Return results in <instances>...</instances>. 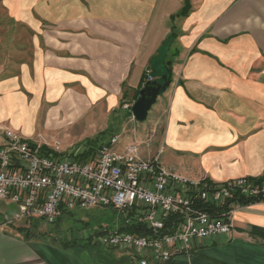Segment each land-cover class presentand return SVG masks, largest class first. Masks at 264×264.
Returning <instances> with one entry per match:
<instances>
[{"label":"crops","instance_id":"obj_1","mask_svg":"<svg viewBox=\"0 0 264 264\" xmlns=\"http://www.w3.org/2000/svg\"><path fill=\"white\" fill-rule=\"evenodd\" d=\"M189 3L183 16L185 0H0V128L60 140L65 156L98 149L104 135L94 136L125 129L121 108L134 117L122 104L141 97L150 72L166 86L147 116L154 111L144 158L161 151L190 180L262 177L264 0ZM9 212L0 211V264H88L27 235L26 220L5 224ZM233 219L231 235L166 264H264V201Z\"/></svg>","mask_w":264,"mask_h":264},{"label":"built area","instance_id":"obj_2","mask_svg":"<svg viewBox=\"0 0 264 264\" xmlns=\"http://www.w3.org/2000/svg\"><path fill=\"white\" fill-rule=\"evenodd\" d=\"M153 79L148 72V80ZM0 131L6 138L0 146V201L16 205L5 224L33 218L54 223L63 210L113 207L126 225L144 222L150 234L118 229L98 241L130 253L136 264H166L203 239L231 235L235 212L255 204L241 200L264 194V182L250 177L187 179L162 164L161 151L144 158L139 144L121 146L119 134L79 161L64 156L57 140L51 146L44 136L31 141L10 128Z\"/></svg>","mask_w":264,"mask_h":264},{"label":"rangeland","instance_id":"obj_3","mask_svg":"<svg viewBox=\"0 0 264 264\" xmlns=\"http://www.w3.org/2000/svg\"><path fill=\"white\" fill-rule=\"evenodd\" d=\"M151 81H154V79ZM126 104H130L131 108H125ZM122 105L129 112L133 113V106L131 103L128 102ZM119 113L122 115L120 122L125 120V123H127L125 129V124L123 126L117 125L114 126L112 130L106 132L107 134L104 132L103 134L94 136V139L96 140V138H98L101 140V137L104 135V138L102 139L106 142L110 140L111 135L119 134L121 138V146L126 143L135 142L139 144L142 150L141 155L147 157L151 145L150 134L152 133L154 111H150L149 117L145 121H138L134 117L130 118L131 121H128L127 116L123 117L127 112L122 108ZM128 135H130L129 138L127 137ZM57 141L61 142L60 140ZM95 147H99V145H95ZM79 153L80 151H78L76 155ZM62 154L64 155V153ZM13 209H16L14 203L8 205L6 201H0V211L8 212ZM115 211L116 210L108 207H96L91 209L77 207L76 209H73L71 213L65 212L62 214L60 219L54 223H50L46 219H31V232L41 240L55 241L54 243L57 242L58 244H72L73 242L75 245L83 244L87 247L86 249H83L82 247H73L70 249L71 253L73 255H76V253L79 254V258L84 259L88 264H100L102 261L106 263L108 257L112 253L114 257H122V252H120V250L115 249V252H111L108 248L100 249L99 246L96 245V240H98L100 235L120 229L123 216L118 211ZM19 222L22 223L25 221L20 220ZM89 237H92L90 248H88L87 245V239Z\"/></svg>","mask_w":264,"mask_h":264},{"label":"trees","instance_id":"obj_4","mask_svg":"<svg viewBox=\"0 0 264 264\" xmlns=\"http://www.w3.org/2000/svg\"><path fill=\"white\" fill-rule=\"evenodd\" d=\"M191 10V6H190V3H189V0H185V4L183 6V9L181 11V15L183 16H187L188 13L190 12ZM44 150V149H43ZM97 149H95L94 147L80 153L79 155H76L74 156L75 159L79 160V161H83V160H87V159H90L91 157L94 156L95 152H96ZM47 151V149H45L43 152ZM45 154H49V152H45ZM57 155V154H55ZM257 182H264V175L260 178H256L255 179ZM243 203H258V202H262L264 201V194H262V196H260L259 198H253V199H242L241 200ZM108 208H111V209H114L113 207H108ZM115 210V209H114ZM73 210H63V213L64 214L65 212H72ZM117 212V210L115 211ZM118 214V213H116ZM133 216H134V213H131ZM131 215V216H132ZM120 216V215H119ZM60 219V218H59ZM58 219V220H59ZM134 219V218H132ZM135 220V219H134ZM30 223V220H26ZM31 224V223H30ZM22 229L26 230L27 231V235H30L32 234L31 230H32V226L30 227H23ZM120 230H126V231H130L131 233H135V234H142V235H148L150 234V229L148 228V226L146 225V223L144 222H133L131 224H128L126 225V220L125 218H122L121 220V227H120ZM30 233V234H29ZM102 233V232H101ZM35 236V235H34ZM91 240H92V237H89L87 239V245H88V248H90L91 246ZM97 243L96 245L99 246V248H106L104 247L102 244H100V242L98 240H96ZM55 242V241H54ZM56 244H58L56 242ZM59 246H63L65 247L66 249H71L73 247H82L83 249H86L87 247H85V245L83 244H78V245H75L74 242L72 244H67V243H64V244H58ZM86 245V246H87ZM81 248V249H82ZM109 251L111 252H115L116 250L115 249H112V248H108ZM113 254V253H112ZM112 254H110V256L108 257L106 263L105 262H100V264H110L112 261L113 262H117L118 264H123L122 262L125 261L124 258L122 257H125V256H122L120 258L118 257H114ZM124 259V260H123ZM119 261V262H118ZM131 262V261H130Z\"/></svg>","mask_w":264,"mask_h":264},{"label":"water","instance_id":"obj_5","mask_svg":"<svg viewBox=\"0 0 264 264\" xmlns=\"http://www.w3.org/2000/svg\"><path fill=\"white\" fill-rule=\"evenodd\" d=\"M166 84L150 81L141 91V97L134 103L132 112L138 121H145L152 105L156 102L158 95Z\"/></svg>","mask_w":264,"mask_h":264}]
</instances>
